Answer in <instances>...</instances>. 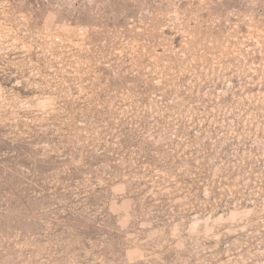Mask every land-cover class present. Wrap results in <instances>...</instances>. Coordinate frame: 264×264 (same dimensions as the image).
Listing matches in <instances>:
<instances>
[{"label":"rangeland","instance_id":"1","mask_svg":"<svg viewBox=\"0 0 264 264\" xmlns=\"http://www.w3.org/2000/svg\"><path fill=\"white\" fill-rule=\"evenodd\" d=\"M0 264H264V0H0Z\"/></svg>","mask_w":264,"mask_h":264}]
</instances>
